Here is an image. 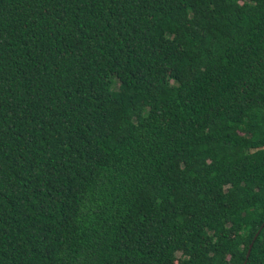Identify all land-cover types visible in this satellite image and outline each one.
Returning <instances> with one entry per match:
<instances>
[{
    "label": "trees",
    "instance_id": "obj_1",
    "mask_svg": "<svg viewBox=\"0 0 264 264\" xmlns=\"http://www.w3.org/2000/svg\"><path fill=\"white\" fill-rule=\"evenodd\" d=\"M263 221L264 0H0V264H264Z\"/></svg>",
    "mask_w": 264,
    "mask_h": 264
},
{
    "label": "water",
    "instance_id": "obj_2",
    "mask_svg": "<svg viewBox=\"0 0 264 264\" xmlns=\"http://www.w3.org/2000/svg\"><path fill=\"white\" fill-rule=\"evenodd\" d=\"M264 222V221H263ZM262 225V224H261ZM255 234H256V232H255ZM255 236V235H254ZM253 236V237H254ZM250 246H251V243H249V245H248V249L250 248ZM248 249H247V252H246V255H247V253H248Z\"/></svg>",
    "mask_w": 264,
    "mask_h": 264
}]
</instances>
